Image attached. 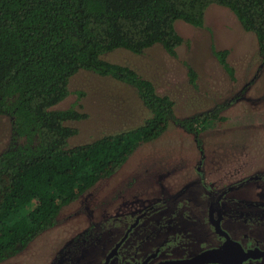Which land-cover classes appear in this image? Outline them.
Listing matches in <instances>:
<instances>
[{"label": "trees", "instance_id": "trees-1", "mask_svg": "<svg viewBox=\"0 0 264 264\" xmlns=\"http://www.w3.org/2000/svg\"><path fill=\"white\" fill-rule=\"evenodd\" d=\"M214 5L256 36L264 61V0H0V118L11 121L10 145L0 154V262L54 228L63 207L112 177L172 124L198 135L219 121L226 105L180 120L175 102L152 81L103 60L117 49L142 55L156 44L176 56L183 43L176 23L202 27ZM80 70L134 87L150 118L72 147L78 129L69 123L88 116L59 107Z\"/></svg>", "mask_w": 264, "mask_h": 264}, {"label": "rangeland", "instance_id": "rangeland-1", "mask_svg": "<svg viewBox=\"0 0 264 264\" xmlns=\"http://www.w3.org/2000/svg\"><path fill=\"white\" fill-rule=\"evenodd\" d=\"M176 29L183 39L176 56L156 44L142 55L117 49L103 55V60L131 68L152 81L159 95L175 102L180 120L226 105L219 121L207 124L198 135L172 124L160 138L141 145L112 177L101 180L76 202L63 207L54 228L0 264H48L51 251L77 241L80 235H84L80 241L92 243L90 249L101 248L98 243L115 235L107 226L113 222L120 225L126 215L130 218L145 209L159 210L151 213L152 219L160 214L162 219L170 217L178 208L194 211L197 217L199 208L207 202L204 191L210 186L224 190L243 185L237 191L239 196L264 195L263 183L250 182L258 174L264 176V61L256 36L245 31L231 11L215 5L207 10L202 27L179 21ZM221 52H225V64L220 61ZM69 88L71 95L59 108L74 107L88 116L69 123L78 129V135L70 141L72 147L135 129L151 116L137 90L112 77L80 70L72 77ZM10 139L11 121L2 117L0 154L9 147ZM177 191L182 200H170ZM183 191L186 194L179 196ZM188 199L196 205L186 204L184 200ZM190 229L200 233L198 239H207L210 246L214 236L208 225L207 238L203 236L205 228L196 223ZM168 231L170 234L172 230ZM189 242L194 240L183 242L184 248L193 253L195 249ZM195 247H203L202 242Z\"/></svg>", "mask_w": 264, "mask_h": 264}, {"label": "flooded vegetation", "instance_id": "flooded-vegetation-1", "mask_svg": "<svg viewBox=\"0 0 264 264\" xmlns=\"http://www.w3.org/2000/svg\"><path fill=\"white\" fill-rule=\"evenodd\" d=\"M260 175L250 182L264 184V176ZM242 186H229L224 190L213 189L212 186L206 188L204 197L207 204L199 208L197 217L194 216V211L189 213V210H178L179 208L174 215L163 219L161 214L152 219L151 213L158 212L157 209H151V212L145 209L144 212L132 214L130 218L126 215L121 220L122 224L113 222L107 226L115 235L112 239L97 242L101 248L96 246L90 249L92 243L80 241L84 236L80 235L77 241L68 242L54 252L51 251L48 264H163L190 259L207 250L226 247L238 251L242 249V255L237 256L241 264H264V195L260 194L259 198L239 196L237 191L244 187ZM177 193L178 191L170 200H182ZM185 194L183 191L179 196L183 197ZM170 200L168 204L174 207L175 204L171 205ZM184 201L186 204H194L189 199ZM192 223L205 228L204 238H207V225L210 227L214 236L210 246L207 247V239H198L200 233L190 229ZM168 230H172L170 234ZM189 238L194 240V243L189 242L191 249H195L193 253H188L184 248L186 245L183 242ZM197 240L202 242L203 247H195L199 242ZM182 251L185 254L179 255ZM226 262L236 264L232 259H226Z\"/></svg>", "mask_w": 264, "mask_h": 264}, {"label": "water", "instance_id": "water-1", "mask_svg": "<svg viewBox=\"0 0 264 264\" xmlns=\"http://www.w3.org/2000/svg\"><path fill=\"white\" fill-rule=\"evenodd\" d=\"M242 249L234 250L226 248L212 249L207 250L193 258L173 261V262H164L163 264H229L226 262V259H232L236 261V264H239L238 255H242ZM241 264V263H240Z\"/></svg>", "mask_w": 264, "mask_h": 264}]
</instances>
